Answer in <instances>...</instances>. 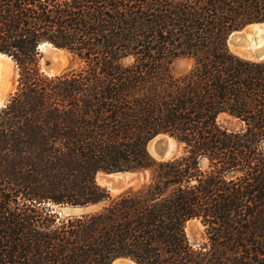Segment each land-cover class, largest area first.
<instances>
[{
    "label": "trees",
    "instance_id": "trees-1",
    "mask_svg": "<svg viewBox=\"0 0 264 264\" xmlns=\"http://www.w3.org/2000/svg\"><path fill=\"white\" fill-rule=\"evenodd\" d=\"M255 23L264 0H0V54L19 71L0 107V264H264V61L228 42ZM45 42L83 67L46 74ZM160 134L185 152L155 159ZM143 170L117 196L97 181Z\"/></svg>",
    "mask_w": 264,
    "mask_h": 264
},
{
    "label": "rangeland",
    "instance_id": "rangeland-1",
    "mask_svg": "<svg viewBox=\"0 0 264 264\" xmlns=\"http://www.w3.org/2000/svg\"><path fill=\"white\" fill-rule=\"evenodd\" d=\"M255 25H260L261 29H259V31L252 29V28H254L253 26H255ZM235 34H239L240 38L233 40L231 42V45L229 43V47H230L232 52H234L238 56L245 58V59L255 60V61H264V23L263 24L255 23L251 26L246 27V29L243 30L242 32H239V31L235 32L234 35ZM49 48L56 50L53 45L51 47H46V48H42V49L40 48V51H41L40 66L42 68V71H44L46 74H48L50 76L60 75V74L72 72L74 70H79L83 67L84 62H82L79 59V57L75 56L70 51L62 49L63 51L54 52V51H50ZM261 50H263V51H261ZM239 51H243V52H239ZM244 52H247V53L244 54ZM255 54H262L263 59L254 58ZM9 62H12V61H9ZM57 62L61 63V66L58 68V71H57L59 73L51 74L52 72H50L51 70H49L48 67L50 64H55ZM3 64L4 63L0 64V66L2 67V68H0L1 69L0 70V76H1V78H0V97H1V93L4 95L1 106L6 104L7 101L10 99V97L12 96V94H14L16 92L17 87H18V77H19V71H18V68H17L14 60L12 62L11 68H8L7 66H4ZM191 66H192L191 61L179 60L175 63V65L173 67V69H174L173 72L178 76L179 74L188 70ZM7 74H8V76H6ZM3 76H4V78H3ZM6 77L8 78L7 80H6ZM1 83L4 84V86H2ZM7 85H8V87H7ZM156 137L153 140H151L150 143L148 144V149L155 159H157L159 161L170 160V159H174L176 157L181 156L185 152L184 144L180 143L175 137L172 136L173 137L172 138L168 134H160V135H158L157 138ZM163 138H168L170 140V143L171 144L173 143L172 146L174 148L176 146V151L174 152V155L171 156L169 159L168 158L167 159H160L156 153V150H155V144L157 143L158 140H161ZM174 138L177 141H175ZM261 148L264 149V143L262 144ZM205 163H206V167H207L209 165V161L206 160ZM129 172H131V171H129ZM105 173L106 172H99L97 175V181L102 186L107 187L113 196H117V195L121 194L122 192L128 190L129 188H131L133 186H139L140 184L148 181L151 177V171L150 170L133 172V174L120 173V174L106 175ZM126 176H128L130 179L135 177V179H131V182L129 184L125 185L124 187H122L120 189H111L109 187V185L107 184L108 178L117 179V178H122V177H126ZM140 176H141V178H140ZM105 177H107V178H105ZM102 206H103V203H102L101 207ZM70 207H71V205L56 206V208L58 210H61L63 213H66V214H69L68 209ZM101 207H99L97 210H99ZM97 210H95V211H97ZM71 215H74V214H71ZM187 234H188V237H189L191 244L195 248H200L201 246L209 243V241H210L205 225L203 224L202 220L198 219V218L189 221V223L187 224ZM123 259H118L115 261V263L116 262L119 264H132L133 263L129 259H125V260H123ZM133 264H135V263H133Z\"/></svg>",
    "mask_w": 264,
    "mask_h": 264
},
{
    "label": "water",
    "instance_id": "water-1",
    "mask_svg": "<svg viewBox=\"0 0 264 264\" xmlns=\"http://www.w3.org/2000/svg\"><path fill=\"white\" fill-rule=\"evenodd\" d=\"M251 25V24H249ZM248 25V26H249ZM246 26V27H248ZM246 27H244L243 29H240V30H235L231 33L230 37H229V43L231 42V37L233 35L234 32H238V31H243ZM43 44H51L53 45L52 43H49V42H45ZM42 44V45H43ZM54 47L58 48V49H62L60 47H57L55 45H53ZM2 55H5L7 57H10L9 55L7 54H2ZM11 58V57H10ZM61 66V63L60 62H57L55 64H50L48 68H53V67H60ZM5 105V104H4ZM158 137V136H157ZM156 137V138H157ZM172 137V136H170ZM173 138V137H172ZM175 139V138H174ZM176 140V139H175ZM177 141V140H176ZM155 150L159 156V158L161 159H164V158H170L171 156H169V153H171V147H170V144L168 142V139L167 138H163L161 140H158L157 143L155 144ZM176 151V147L174 148V151L172 152V154H174V152ZM173 156V155H172ZM120 173H130V174H133V172H129V171H118V172H110V173H105L106 175H111V174H120ZM107 178V177H105ZM141 178V176H140ZM131 179H135V177L131 178ZM131 179L128 178V177H124V178H118V179H114V178H108L107 181H108V185L111 189H120L122 187H124L125 185L129 184L131 182ZM102 203H95V204H88V205H79V206H71L69 209H68V213L69 214H74V215H81V214H87V213H91V212H94L95 210H97L99 207H101ZM64 211V210H63ZM129 259L130 261H132L133 263L135 264H139L138 262H136L135 260H133L132 258L130 257H119L117 259H115L113 261V263L118 260V259ZM112 263V264H113Z\"/></svg>",
    "mask_w": 264,
    "mask_h": 264
},
{
    "label": "bare ground",
    "instance_id": "bare-ground-1",
    "mask_svg": "<svg viewBox=\"0 0 264 264\" xmlns=\"http://www.w3.org/2000/svg\"><path fill=\"white\" fill-rule=\"evenodd\" d=\"M258 24H263V23H258ZM251 25H253V24H251ZM251 25H249V26H251ZM254 28H252V29H255L256 31H259V29H261V26L260 25H255V26H253ZM246 29V28H245ZM244 29V30H245ZM254 31V30H253ZM239 32H242V31H239ZM235 33V32H234ZM234 33H233V35H232V37H231V42L233 41V40H235V39H237V38H240V36H239V34H235L234 35ZM249 40V39H248ZM251 40V39H250ZM253 40V39H252ZM231 42H230V45H231ZM52 45L51 44H43L41 47L42 48H46V47H51ZM243 47V46H242ZM56 50H53V49H51V48H49V50L50 51H54V52H57V51H63L62 49H58V48H56V47H54ZM259 48V47H258ZM246 49V48H245ZM244 49V50H245ZM248 49V48H247ZM261 49V48H260ZM243 50V51H244ZM243 51H239V52H243ZM247 51V50H246ZM261 51H263V50H261ZM238 52V53H239ZM256 52V51H255ZM258 52V51H257ZM245 53H247V52H244V54ZM243 54V53H242ZM248 55V54H247ZM246 55V56H247ZM254 58H256V59H263V55L262 54H255L254 55ZM12 61L13 62V59L12 58H10V57H7V56H5V55H2V54H0V64H2V63H4L3 65L4 66H7L8 68H11V66H12V62H9V61ZM0 68H2L1 66H0ZM58 68L59 67H53V68H49V70H51L50 72H52L51 74H57V73H59V72H57L58 71ZM1 70V69H0ZM8 70V69H7ZM10 74V73H9ZM4 75V74H3ZM6 76H8V74L6 75ZM0 78H1V76H0ZM3 78H4V76H3ZM8 78L6 77V80H7ZM8 83V82H7ZM1 85L2 86H4V84H2L1 83ZM6 86V85H5ZM7 87H8V85H7ZM6 88V87H5ZM3 94L1 93V97H0V107H1V104H2V100H3ZM168 139V138H167ZM176 141V140H175ZM168 142H169V144H170V147H171V151L173 150L174 151V147L172 146L173 145V143L171 144L170 143V140L168 139ZM176 147V146H175ZM172 151V152H173ZM172 152L171 153H169V156H172V155H174V154H172ZM157 153V152H156ZM158 155V154H157ZM159 157V156H158ZM161 159V158H160ZM164 159H167V158H164ZM169 159V158H168ZM123 174H125V173H123ZM127 174H130V173H127ZM126 177H128V176H126ZM102 178V177H101ZM122 178H124V177H122ZM129 178V177H128ZM118 179V178H117ZM108 183V182H107ZM109 184V183H108ZM114 189V188H113ZM123 260H125V259H123ZM115 263V262H114ZM113 263V264H114ZM115 264H119V263H115ZM133 264V263H132Z\"/></svg>",
    "mask_w": 264,
    "mask_h": 264
}]
</instances>
